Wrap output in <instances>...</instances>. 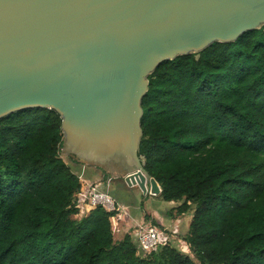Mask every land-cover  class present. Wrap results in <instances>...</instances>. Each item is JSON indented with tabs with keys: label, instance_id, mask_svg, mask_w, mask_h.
<instances>
[{
	"label": "trees",
	"instance_id": "1",
	"mask_svg": "<svg viewBox=\"0 0 264 264\" xmlns=\"http://www.w3.org/2000/svg\"><path fill=\"white\" fill-rule=\"evenodd\" d=\"M141 107L139 154L185 234L144 251L116 208L82 212L61 117L26 108L0 118V264H264V24L162 61Z\"/></svg>",
	"mask_w": 264,
	"mask_h": 264
},
{
	"label": "water",
	"instance_id": "2",
	"mask_svg": "<svg viewBox=\"0 0 264 264\" xmlns=\"http://www.w3.org/2000/svg\"><path fill=\"white\" fill-rule=\"evenodd\" d=\"M263 24L264 0H0V118L52 109L66 154L159 195L139 154L148 76Z\"/></svg>",
	"mask_w": 264,
	"mask_h": 264
},
{
	"label": "rangeland",
	"instance_id": "3",
	"mask_svg": "<svg viewBox=\"0 0 264 264\" xmlns=\"http://www.w3.org/2000/svg\"><path fill=\"white\" fill-rule=\"evenodd\" d=\"M61 156L71 166L72 171L76 173L85 184L80 196V200L83 198L81 203L85 201L89 202L87 198L89 196L88 186L92 183H100V188L105 189L107 193L111 195V198L107 197L109 204H114L118 209V214L113 220V224L114 226H117L118 232L124 233L138 227L139 225H146V222L143 220L144 214H150L151 217L155 218L158 224L165 229L164 231H161L162 233L166 232L173 237H176L177 235L181 237L185 234L191 215H174V208L178 205L177 203H168L158 195H143L136 186L127 187L122 180L124 174L114 176L107 166L95 167L93 165L85 164L84 162L77 160V158L76 160L78 162L72 161L67 157L68 154L63 150ZM116 181L121 182V184L119 183L120 185L118 186L115 183ZM125 188H127V191ZM86 210L87 208L84 207L82 212ZM165 238H162L161 241H164ZM168 244H172L181 252L190 255V252L184 243L178 241L174 243L173 240H169ZM193 260L196 263H199L196 259Z\"/></svg>",
	"mask_w": 264,
	"mask_h": 264
},
{
	"label": "built area",
	"instance_id": "4",
	"mask_svg": "<svg viewBox=\"0 0 264 264\" xmlns=\"http://www.w3.org/2000/svg\"><path fill=\"white\" fill-rule=\"evenodd\" d=\"M88 188L89 196L87 198L89 202L85 201L81 203V200L83 198L81 200L79 199L78 201V205H81L80 207L82 209H84L85 207L88 210L89 208H92L96 205H101L106 210H113L116 208L114 204H109L108 197L110 196L107 193L101 191L100 183H92L88 186ZM135 236L138 241V246L144 251H151L156 249L157 246L166 243V240L168 238L166 233H162L160 230H158L154 226H151L149 223H146V225H139L137 227V231H135ZM162 238H165V240L161 241Z\"/></svg>",
	"mask_w": 264,
	"mask_h": 264
},
{
	"label": "flooded vegetation",
	"instance_id": "5",
	"mask_svg": "<svg viewBox=\"0 0 264 264\" xmlns=\"http://www.w3.org/2000/svg\"><path fill=\"white\" fill-rule=\"evenodd\" d=\"M116 183H117V184H118V186H119V185H120L119 183H121V182H119V183H118V182L116 181ZM125 190L127 191V188H125Z\"/></svg>",
	"mask_w": 264,
	"mask_h": 264
},
{
	"label": "clouds",
	"instance_id": "6",
	"mask_svg": "<svg viewBox=\"0 0 264 264\" xmlns=\"http://www.w3.org/2000/svg\"><path fill=\"white\" fill-rule=\"evenodd\" d=\"M110 196V195H109ZM111 197V196H110Z\"/></svg>",
	"mask_w": 264,
	"mask_h": 264
},
{
	"label": "crops",
	"instance_id": "7",
	"mask_svg": "<svg viewBox=\"0 0 264 264\" xmlns=\"http://www.w3.org/2000/svg\"><path fill=\"white\" fill-rule=\"evenodd\" d=\"M121 184V183H120Z\"/></svg>",
	"mask_w": 264,
	"mask_h": 264
}]
</instances>
